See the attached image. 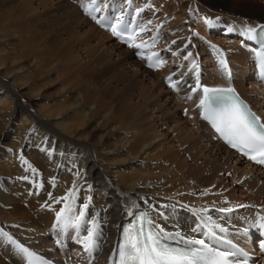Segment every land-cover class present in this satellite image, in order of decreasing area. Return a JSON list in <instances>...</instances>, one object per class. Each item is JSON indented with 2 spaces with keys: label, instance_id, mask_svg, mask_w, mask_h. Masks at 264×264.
I'll return each instance as SVG.
<instances>
[{
  "label": "bare ground",
  "instance_id": "obj_1",
  "mask_svg": "<svg viewBox=\"0 0 264 264\" xmlns=\"http://www.w3.org/2000/svg\"><path fill=\"white\" fill-rule=\"evenodd\" d=\"M38 1L40 7L47 8L46 11L50 16L51 14L55 16V13L59 14V12L63 13V21H68V27L65 28V38L71 41V45L80 50L86 60H91L104 69L113 70V73L121 78L133 72L127 66L128 63L136 67V70L151 76V81L136 77L139 80L135 83L139 88L135 89L140 90L141 95L148 99L153 98L155 101L157 99L161 101L160 106L162 102L166 103V106L162 105V108L167 107L166 111L163 110L166 114L161 113V118H158L162 124H165L166 130L163 135L158 129L155 137H152L154 140H152L149 139L151 136L142 130L146 126H142V128L140 126L139 132L136 130L133 133L129 123L116 120L117 117L112 113L107 116L108 111L107 113H99L100 119H103L105 114L103 121L93 120L98 113V107H102V105L96 104L95 101L87 103V99L79 96L75 88L71 89L70 86L76 87V81L66 76L62 65L58 67L60 73L58 80L61 77L58 82L62 85L61 89H65V95L61 100L48 104V97L40 94V91L42 87H46L44 84L49 86L53 84L54 81L50 79V76L53 67H57L60 63L57 57L40 54L38 58H41L42 61L34 64V61L29 60L28 62L26 59V55L29 53L21 56L18 54V50L11 52L10 49L0 46V68L6 66V58L15 61L17 54V59L25 57V62L23 61L21 67L13 70L4 68L5 71H0V96H11L15 99L13 110H10L6 115L0 113V264H28V258L21 253L18 245L26 247L33 253L48 255L63 264H113V260L117 258L115 254L119 245L120 229L123 224L132 221L135 211L141 208L150 212L154 224L164 229L165 233L179 232L186 238L203 239L205 242H210L215 247L225 250L230 249L228 241L234 242L253 254L251 262L247 264H264V254L254 253L253 248L256 233L253 229L256 218L254 212L257 210L261 215H264V210L252 209L253 216L238 211L240 205L251 201V199L258 201V205L264 209V187L260 181V178H264V170L257 165H252L241 155H237L235 151L230 150L218 139L209 128L207 121L200 116V108L197 107V103L202 92L188 85V82L195 77L197 69L204 72V82L209 85L220 87L221 85L234 84L264 119V95L261 96V89L264 93V85L253 76L254 67L251 62V51L240 46L243 34L248 29H255L264 24V21H261L264 20V0H144V3L143 1L135 3L134 0H112L111 5L110 3L109 5L112 6V15L115 19L127 12L132 15L131 19L138 17V25L144 35L158 30L159 41L153 49L149 50H141L135 44L125 46L117 43L111 32L101 29L95 21L89 18L86 12L88 2L87 4L65 6L59 0H52L53 5L51 0H31L36 4ZM234 5L237 7L246 5L250 11L254 10V13L248 17L239 15L236 11L234 13L229 10V7ZM102 6V10L107 8L105 4ZM192 9H196L203 16L222 13L225 16H221L230 20L228 26L223 28V30L227 28L229 30L222 32V35H209L207 26L203 23L205 19L201 20L203 24L199 22L202 33L197 29L198 27L194 26V29L197 34L206 37H203L205 41L201 44L202 55L209 54L206 45L207 40L210 39L211 48L218 52L216 62H219L221 57L230 60V66L233 69L231 78L226 77L218 65L215 67L216 69L208 68L207 62H211V60L207 57L204 62H201V55L198 56L199 53L194 49L197 43H193L182 29L177 28V24H182L187 20L191 26L194 25L192 16L189 17V12ZM198 12H194V14L196 15ZM4 18L3 15L0 17V24ZM11 18L12 16L8 15V19ZM246 18L248 20H245ZM0 33L2 38H7L16 33V27L8 21L4 28H0ZM237 34L241 38L233 37H236ZM165 35L167 38L164 37ZM196 41L200 45V40ZM188 47L196 55H193L188 61H184L182 57L178 69H176L178 66L174 68L176 65L171 64L172 62L168 68L159 66L150 70L145 66L149 53L155 49H163L167 52V49L170 48L169 51L178 54L183 48ZM77 48L76 50H78ZM138 51L141 53V57L137 56ZM8 52L13 55L8 54L7 57H4V54ZM186 54L187 52L183 53L182 56ZM193 62L197 67H193ZM27 64H30L31 68L28 69L35 74L30 83H28L26 76L21 73ZM73 70L75 72V69ZM207 74L208 77H206ZM64 75L65 77H63ZM136 75L139 73L134 72V76ZM174 75L177 77L174 78L172 84L166 85V80ZM221 80L223 82L219 84ZM40 81L43 84H40ZM173 84L176 86L173 87ZM173 88L175 91H172ZM26 91H35L36 94L27 96ZM163 91L169 94L174 92L173 95L180 96L179 100L183 103L181 105H189V111L181 113L175 110L173 106L171 107L170 103L165 100L162 101L160 97ZM100 109L102 110V108ZM70 111H73L74 114H71ZM15 116H22V121L20 123L15 122ZM62 116L64 117L61 119ZM188 116L196 120L197 127L200 129L197 128L195 131L191 127L193 124H190ZM65 117L68 120H64ZM23 122L30 124L25 123L24 125ZM124 129L133 133L132 141L128 138V131L125 132L124 137H120V134L124 133ZM100 130L105 132V135L99 136L101 140L104 138L100 145V153H104L105 159L111 164L109 170L102 166L99 161L98 148L89 141L91 138H96ZM13 147L16 149L15 153H11V158H8V149ZM150 147H155L153 150L157 152L154 161L159 159L160 162H163L164 156L176 155L174 149L185 152L186 149L184 148L187 147L188 150L193 151L194 157L197 158L195 163L198 162V159L201 163H203L202 161L208 162L207 164L215 170V172L207 175L209 181L212 180L215 184L218 175L225 169L227 176L234 175L233 178L230 176L232 180L234 179L233 182L239 183L240 179H243L241 181L249 185L248 193L250 195L243 192L241 196L236 198L232 190L230 192L224 191L223 197H201L199 200H194L192 199L194 193L183 197V202L187 200L188 203L195 206L202 204L204 209L224 198H235L232 202L235 204V208H232L235 209V212L230 214L232 217L229 220L219 221L220 226L226 231L220 232L218 228H214L216 236L222 239L213 240L209 238L204 234L205 230L192 232V228L198 223L196 220H192L190 225L181 226V223L173 224L167 214L162 215L160 211L155 215L150 209H147V206L165 204L172 200L169 199L172 195L164 196L167 197L165 199H158L157 196H153L155 193L153 191H156L158 186L169 192L175 190L178 192L192 191L188 186L181 187L180 184L184 182L183 184L186 185L187 181L190 180L188 176L193 175V169L189 171V168L186 167L188 162L186 157L178 154L168 161L164 160V163L168 164L170 174L164 177V181L161 183L157 179H148L149 182H152L151 186H156L155 184L159 182L158 186H152V189L139 185L138 180L144 182L146 178H154L153 175H143L141 172H125V170L124 173L117 172V167L128 166L141 160L143 151ZM26 156L31 158V164L28 159L26 161ZM76 163L81 164V169L84 170L82 173L79 170H74ZM240 163L244 167L239 168ZM160 164L162 165V163ZM194 170L199 176L204 174V170L200 172L201 168L197 165ZM43 172L44 175H42ZM29 174H33L43 184L44 188H35L33 181L28 177L21 180ZM57 174L58 180L61 179L59 185L56 184L58 180H52ZM11 175L13 178H10ZM11 179H15L13 182L11 181V183L15 182V185L10 186ZM178 187L180 189L177 190ZM219 192L223 191L219 189L215 193ZM69 193L74 194V202ZM63 196H68V201L57 203L56 201L62 199ZM68 202L78 203L79 208L87 203L86 220H93L99 225V235L96 237L97 248L91 254L85 250L81 243L87 234L86 228L89 225L85 224L79 235L75 229L71 228L66 233L57 225V218L52 217L54 208H64ZM168 206L165 207L166 212L171 211L169 210L170 206ZM201 214L204 216L206 213ZM241 214L243 217L237 218ZM217 215L206 214V216H211L213 220H219V215ZM242 226L244 227L243 231ZM5 233L7 235H4ZM9 236L15 238L13 243L7 240ZM52 236L55 237L54 240H52ZM169 241L183 243L179 240ZM233 258L234 261L244 264L238 257Z\"/></svg>",
  "mask_w": 264,
  "mask_h": 264
},
{
  "label": "rangeland",
  "instance_id": "obj_2",
  "mask_svg": "<svg viewBox=\"0 0 264 264\" xmlns=\"http://www.w3.org/2000/svg\"><path fill=\"white\" fill-rule=\"evenodd\" d=\"M59 1L65 6L66 5L69 6L71 4L77 5V4H79V2H81V3L83 2V4L84 3L87 4V2H88V4L90 5L93 2V0H87V1H85V0H59ZM105 1H106L105 5L108 6V4L110 3L111 0H97L99 8L102 5H104ZM142 1L144 3V0H134L135 3L142 2ZM37 3L38 4L31 2V0H27V1L26 0H0V17H2V15L5 16L4 21L1 22V24H0L1 25L0 28H4L6 25V22H8V21L16 27V33L11 34V36H9L7 38H2L1 33H0V42H1L0 46L1 47L3 46V48H8V50L10 49L11 52H13L14 50L15 51L18 50L19 51L18 54L21 56L23 54L26 55L29 53L28 55H26V57H27L26 59H28L27 60L28 62H29V60L34 61V64L36 62L42 61L41 58H38V56L40 54L49 55V56L54 57V58L57 57V60L60 61V63H58L57 67H53V71L51 72V76H50V79H52L54 82L50 86L47 84H44V85H46V87H42L41 88L42 90L40 91V94H43L44 96L48 97L47 103L51 104L54 101H59L65 95V89H61L62 85L60 84V82H58L61 79V77H60V79L58 80V76L60 75L58 67H60L62 65L64 67V73L67 74L66 76L72 78L73 81H76V85H75L76 87L70 86V88L71 89L75 88L77 93L79 94V96H82L85 100L87 99L86 100L87 103L95 101L96 104L98 103V104L102 105V107H98L99 108L98 113L93 118V120L103 121V119H105L104 118L105 114L103 115V119L102 118L100 119L99 113H104V112L107 113V111H108L107 116L108 115L110 116V114L112 113L113 115H115L117 117L116 120L121 121L122 123H126V124L129 123V125H131L130 130L133 133L136 132V130H138V132H139V130L142 128V126L143 127L146 126L147 128L146 127H145V129L142 128V130L143 131L145 130L147 132L146 134L148 136H151L150 138L149 137H147V138L154 140L152 137H155L156 131L158 129L161 130L160 132H162L164 135L165 134L164 131L166 130L165 129L166 126H165V124H162V121H159L160 119H158V118H161V116H162L161 113L163 115L166 114V112L165 113L163 112V110L166 111V108H167V107H165L166 103L162 102V105L163 104L165 105L164 108H162L163 106L162 105L160 106L161 101H159L158 99L155 101L153 98L148 99L144 95H141L140 90L137 91V89H135V88H139L136 86V83H135V81L139 80L137 78L141 77L142 80L151 81V79H150L151 76H148L147 73H145V72L142 73V71L136 70V67H133L132 64L128 63L127 66H129L130 70L133 72L121 78V77H118L117 74L113 73L114 72L113 70H108L107 68L104 69L101 65H98L97 63H93L91 60H88V59L86 60L85 56L83 57L80 50L76 46L71 45V41H69L65 38L66 37L65 36V28L68 27V21H65V22L63 21V18H62L63 13L59 12V14L55 13V16L53 14H51V16H50V14L46 11L47 8H43V6L40 7L39 1ZM51 4L52 5L54 4L52 0H51ZM229 10L233 11L234 13L236 11L237 13H239V15L246 16V17H248L250 14L254 13V10L250 11L248 6H246V5H242L240 7H237V5L230 6ZM191 11L195 12V13L198 12V11H196V9H192ZM191 11L189 12V14L192 16ZM8 15L12 16V18L8 19ZM24 15L27 17H25ZM194 15L195 14L193 13V16ZM221 15H223V14L222 13H219L217 15L210 14V17H209L210 19L208 20V27H207V31H208L209 35H212V34H215V35L221 34L222 35L223 29L218 30V31H216V29H219L222 27L225 28L226 26H228V23L230 20L226 17H223L225 15H223V16H221ZM191 16H189V17L191 18ZM203 17L208 18L207 15L203 16L198 12L194 16V19H193V22L195 23L194 25L191 26V23H189V21L187 20L182 24H177V28L180 30L182 29L184 34L189 36L190 37L189 39L192 40L193 43H197L196 47L194 46L195 47L194 49H196V52L199 53V54L197 53L198 56L201 55L200 56L201 60H202L201 62H204L206 60L205 58L207 57V59L211 60V62H207L208 68H210V67L215 68V66H216L215 57L216 56H214V55L216 53L214 51H212V48L210 45L211 43H209L210 39L207 40L208 43L206 45L207 51L209 52V54L208 55L207 54L202 55L203 49H202L201 44L204 43L205 39L203 37H201L203 35H200V37H197L198 35L196 34V32L194 30V26L196 28L198 27L197 29L199 31H201V33H202V28L199 26H201L200 23H201V20H203ZM249 18H251V17H249ZM173 19H174V17H173ZM170 20H171V17H170ZM210 20L212 21V24H211ZM245 20H248V18H246ZM257 20L259 21V19H257ZM261 21H264V20H261ZM203 23H205V22H203ZM203 23H201V24H203ZM195 34L197 36H195ZM209 35H208V37L210 38ZM164 37L167 38L166 35ZM198 39L200 40V45H199L198 41H196ZM69 46H71V47H69ZM76 48L78 50H76ZM54 51H56V52H54ZM185 52H187V55H188L187 60L185 59L186 56H182L183 53H185ZM191 52L192 51H191L190 47L183 48L181 50V52L178 54L169 52L170 53V59L172 61L171 64L175 63L174 65H176L174 68H176L177 66H178L177 68H179L178 64H179L180 60L182 59V57H183L184 61H188L189 59L191 60V57H193V55H196V53H193V52L191 53ZM189 53H191L192 55L189 56ZM8 54L13 55L10 52H8V53L4 54V57H7ZM18 54L15 56V59H14L15 61H12L13 59L11 60L10 58H6V66L1 67L0 71H5V70H3L4 68L5 69L9 68L10 70H13V69H16L17 67H21L22 64L25 62L24 61L25 57L23 56L24 58L17 59ZM134 56H135V54H134ZM138 57H141V56H138ZM138 57H136V58H138ZM29 65L28 64L25 65V68H23L24 71L21 72L23 75L26 76L28 83L33 81L34 75H35L30 69H28V68H31V66H29ZM72 65H74L75 67H73ZM202 65H203V63H202ZM70 66H71V68H70ZM72 68L75 69V72ZM76 70H77V72H76ZM134 72L135 73L138 72L139 75L134 76ZM12 77H14V76H12ZM63 77H65V75ZM206 77H208V74ZM222 82H223V80H221L219 84H221ZM41 83L43 84L42 81H40V84ZM26 93H27V96H32V95L36 94L35 91H26ZM162 93L163 94L160 97V99H162V101L165 100L167 103H170V106L171 107L173 106L175 108V110H177L181 113H184V112L186 113V111L187 112L189 111V109H188V108H190L189 105H187V106L181 105L182 102H181V100H179L180 96H177L176 94L173 95L174 92L172 94H169V93H165V91H163ZM261 93H262L261 96L264 95V93L262 92V89H261ZM84 95H86V96H84ZM89 98H90V100H89ZM95 98H96V100H95ZM157 102H158V104H157ZM14 108H15L14 97H11V96L7 97L4 95L0 96V113L2 115H6L7 113H9L10 110H13ZM100 108H102V110ZM99 110H101V111L99 112ZM70 112H71V114H74L73 111H70ZM63 117L64 116H62L61 119ZM22 119H23L22 116H15V118H14L15 122L17 121L18 123H20L22 121ZM64 120H68V118L65 117ZM188 120L190 121V124H193L191 127L195 131L197 130V128L200 129V127H197L198 124H197L196 120H194V118H192V117L190 118V116H188ZM25 123L30 124L29 122H25ZM25 123H24V125H25ZM140 126H141V128H140ZM123 131H124V133H121L120 137H124L125 132L128 131V133H129L128 138L130 139V141H132V134L133 133L127 129L126 130L124 129ZM98 134L99 135H97L96 138H91L89 141L92 145H95L98 148L99 154H100L99 161L102 164V166L105 169L109 170L111 168V167L109 168V166H111V164L108 162L107 159H105V154L100 153V145L102 144V141L104 138H102V140H101V137H99V136H102V134L105 135V132L100 130ZM129 143H131V142H129ZM204 144H206V142H204ZM101 148H102V146H101ZM154 148L155 147H150V148H147L146 150H144L142 157H141V160H138L135 163L129 164L128 166H126V165L125 166H119L116 169H117V172H119V173H124V170H125V172H127V171L131 172V173L141 172L143 175H153L152 177H154V178H146L145 177L146 181H144V182H143V180H138V184L144 185L148 188H151L152 186L157 187L158 183L163 182L164 181L163 178L166 177L168 174H170L168 164L164 163V160L168 161V159H172V157H174L178 154L186 157L188 159L186 167L189 168V171H191L193 169V175L188 176V179H190V180L187 181L186 185L183 184L184 182L180 183V184H181V187L182 186L183 187L188 186L190 189H192V191L191 192H187V191L178 192L175 190V191L169 192L168 190H166V189L164 190V188H162V187L159 188V186H158L156 188V191H153V192H155L153 196H157L158 199L159 198L165 199L167 197H164V196H171L172 195V197L169 198L172 200H170L169 203H165V204L159 203V204L147 206V209H150L153 212V214H155V215L157 213H159L160 211H161L162 215L167 214V216L170 217L169 220H171V222L173 224H176V223L180 224L181 223V226H187V225L191 224L192 220L198 221L197 214L194 213L192 210L204 209V207H203L204 205L196 204V206H195L193 204L188 203L189 201H187V200H186V202L185 201L183 202V200H184L183 197L189 196L190 193H194V195H192V199H194V200H199L201 197H205V198L214 197V196L223 197L224 191L230 192L231 190L233 191V193H235V195H236L235 198L241 196V194L243 192H246V195H250L248 193L249 185L245 184V182H242L241 180H243V179H240L239 183L237 181L233 182L234 179L232 180L231 177L233 178L234 175H232V176L230 175L231 177L227 176V174L225 173L227 170L225 171V169L223 170V172H221L218 175L217 182L215 184L212 180L209 181V178L207 175L215 172V170L213 169L212 166H209L207 164L208 162L202 161L203 163H201L198 159L199 164H198V162L195 163L197 158L194 157L193 151L188 150L187 147L184 148V149H186V150H184L185 152H182V150L174 149V154H176V155H174L172 157L171 156L170 157L164 156L163 162H160L161 160H159V159H158V161H154L155 158L157 157V155H156L157 152L154 151L155 150ZM15 150L16 149L14 147L8 149V151H9L8 152V156H9L8 158H11L10 155L14 154ZM175 151H176V153H175ZM103 152H107V151H103ZM27 159L29 162L32 161L29 156L26 158V161H27ZM8 161H9V159H8ZM160 163H162V165ZM30 164H31V162H30ZM196 165L199 168H201L200 172L202 170H204L203 172L205 175L202 174L199 176V174H196V172L194 170V167ZM231 166H233V163H231ZM238 167L242 168L244 166L242 163H240V165H238ZM74 170L75 171L79 170L81 173L84 171L81 169V164H79V163H76ZM42 175H44V172L42 173ZM12 176L13 175H11L10 178H13ZM27 177L33 181L35 188H37V189H43L44 188L43 184L41 182H39L33 174H29L28 176H26V178ZM158 178H161V179H158ZM24 179H25V177L21 178V180H24ZM55 179L56 180L59 179L58 174L55 175V177H53L52 180L55 181ZM148 179H150V180L157 179L159 182L155 184L156 186H154V185L151 186L152 182H149ZM14 180L13 179L10 180V186L13 184L15 185V182L11 183V181L13 182ZM60 180H58L56 182L57 185H59ZM260 181L262 182V186L264 187V178H260ZM166 183H164V184H166ZM243 184H244V186H243ZM226 188H227V190H226ZM178 189H180V188L178 187L177 190ZM219 189L222 190L223 192L215 193ZM125 192H127V191H125ZM160 195H163V197H160ZM64 197H66V196H63L62 198H64ZM235 198L232 197L233 200L231 198L230 199L224 198L219 202L212 203V205H209L205 209L209 210L207 212L208 214H213V215L218 214L219 215V220H214L217 224H219V221H225L227 219L229 220V218L232 217V215H230V214L234 213L235 209L233 210L234 212L231 211L228 213L217 211V210L222 209V208H226V207L232 209L235 206V204L232 203L235 200ZM179 199L182 201H177ZM64 201H68V200H64ZM258 203L259 202L258 201L256 202L255 199H251V201L245 202L243 204L247 207H239L238 211L240 213L243 212L246 215L250 214L253 216V214L251 213L252 209L256 210L258 208L260 210H264L261 205L260 206L258 205ZM67 204L70 207L74 208L73 215H77L81 211V208H79L78 203H76V202L75 203H69L68 202ZM167 205L170 206V209H169V210H171L170 212H166ZM192 206H194V207H192ZM216 207H218V208H216ZM61 209H63V208H61ZM61 209L54 208L52 211V217L57 218L56 213L58 211H60ZM141 209H143V208H141ZM215 212H217V213H215ZM201 213H203V212H201ZM206 214L204 216H206ZM200 216L204 217L202 214ZM239 217L241 219L243 217L242 214L237 216V218H239ZM59 228H61V227H59ZM71 229H74V228H71ZM68 230L69 229L66 230V233L69 232ZM243 230H244V227H243L242 231ZM58 233H59V231H58ZM60 233H61V231H60ZM8 238L9 239H7V240H9L10 242L13 243L15 238L13 236H9ZM52 240H54V237ZM74 260H76V258H74Z\"/></svg>",
  "mask_w": 264,
  "mask_h": 264
},
{
  "label": "snow or ice",
  "instance_id": "obj_3",
  "mask_svg": "<svg viewBox=\"0 0 264 264\" xmlns=\"http://www.w3.org/2000/svg\"><path fill=\"white\" fill-rule=\"evenodd\" d=\"M101 9L98 6L97 0H93L92 4L88 5L86 12L92 15L93 12H99ZM104 26L107 18L92 16ZM114 35L123 39V32L126 31L123 14L116 18L115 23L109 25ZM255 29H248L249 34H254ZM264 31V29H262ZM134 36L129 35L126 42L131 44ZM137 48L146 47L147 45H135ZM154 56L158 54H153ZM191 53H189V56ZM149 67H153L151 62L152 57L148 58ZM188 59V56L185 57ZM222 67H226L223 60L220 61ZM193 67H197L193 62ZM261 67L264 69V58L261 61ZM171 78H169L170 80ZM173 87L176 85L173 84ZM197 81V88H199ZM195 91V89H193ZM204 97L200 100V107L204 110V118L210 120L213 127L221 135V137L232 148L242 152L249 159H252L257 164H264V124L259 122V117L248 109L247 105L239 99L235 90L232 88H203ZM25 179H27L25 177ZM74 202V194L69 193ZM68 196L56 201L61 203L67 200ZM88 204L81 205V211L78 215H73L74 208L65 204V207L56 213L57 225L63 230L74 228L77 235L85 224L89 225L86 228L87 234L83 237L81 243L85 250L91 254L97 248L96 237L99 235V225L93 220H86L85 210ZM239 207H247L240 205ZM197 214L198 223L192 232L205 230L204 234L213 240L222 239L216 236L214 228H218L220 232H225L226 229L217 224L211 216L201 217L200 212L207 213L208 209L192 210ZM217 211L231 212V208H222ZM264 220V217L260 218ZM259 227L264 229V223H260ZM4 235H7L6 233ZM164 240H179L184 243V247H170L163 243ZM228 243H231L228 241ZM19 250L28 258V264H33L36 254L30 252L22 245H18ZM264 248V243L261 244ZM244 255L240 250L227 251L221 250L219 247H214L205 243L203 239H195L193 237H184L179 232L175 234L165 233L164 229L155 225L150 219H145L142 215L139 217L136 224L124 230L123 242L118 246L116 257L113 264H240L239 261H234L232 258L237 254ZM244 264H247L245 261Z\"/></svg>",
  "mask_w": 264,
  "mask_h": 264
}]
</instances>
